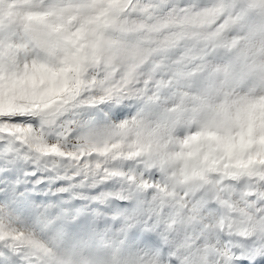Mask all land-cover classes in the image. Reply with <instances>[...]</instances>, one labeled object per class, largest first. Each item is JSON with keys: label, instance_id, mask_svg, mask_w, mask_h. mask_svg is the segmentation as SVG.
Instances as JSON below:
<instances>
[{"label": "snow or ice", "instance_id": "snow-or-ice-1", "mask_svg": "<svg viewBox=\"0 0 264 264\" xmlns=\"http://www.w3.org/2000/svg\"><path fill=\"white\" fill-rule=\"evenodd\" d=\"M0 264H264V0H0Z\"/></svg>", "mask_w": 264, "mask_h": 264}]
</instances>
